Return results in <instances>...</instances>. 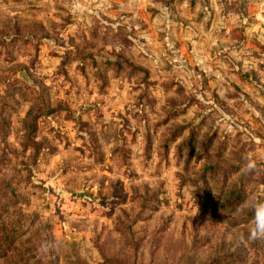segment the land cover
I'll return each mask as SVG.
<instances>
[{"label": "rangeland", "instance_id": "1", "mask_svg": "<svg viewBox=\"0 0 264 264\" xmlns=\"http://www.w3.org/2000/svg\"><path fill=\"white\" fill-rule=\"evenodd\" d=\"M188 2L0 0V264H264V27Z\"/></svg>", "mask_w": 264, "mask_h": 264}, {"label": "crops", "instance_id": "2", "mask_svg": "<svg viewBox=\"0 0 264 264\" xmlns=\"http://www.w3.org/2000/svg\"><path fill=\"white\" fill-rule=\"evenodd\" d=\"M188 4V0H184ZM193 7L200 5L202 14L209 13L201 22L207 27L224 28V34L235 28L242 27L244 18L242 10L248 15L253 14V26L256 29L264 27V0H192ZM237 31V30H236ZM253 31V30H251ZM246 34L248 31H244Z\"/></svg>", "mask_w": 264, "mask_h": 264}, {"label": "clouds", "instance_id": "3", "mask_svg": "<svg viewBox=\"0 0 264 264\" xmlns=\"http://www.w3.org/2000/svg\"><path fill=\"white\" fill-rule=\"evenodd\" d=\"M256 167V160L248 158L245 165L246 170L250 172L255 171ZM244 209L252 213L251 223L248 228V239L252 241H264V198L250 197L244 202Z\"/></svg>", "mask_w": 264, "mask_h": 264}]
</instances>
